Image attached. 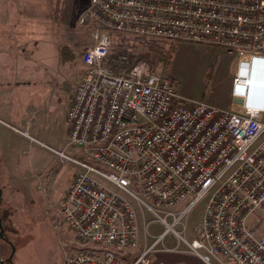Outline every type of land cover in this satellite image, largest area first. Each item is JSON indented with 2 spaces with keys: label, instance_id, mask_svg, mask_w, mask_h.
I'll use <instances>...</instances> for the list:
<instances>
[{
  "label": "built area",
  "instance_id": "2783aa9c",
  "mask_svg": "<svg viewBox=\"0 0 264 264\" xmlns=\"http://www.w3.org/2000/svg\"><path fill=\"white\" fill-rule=\"evenodd\" d=\"M85 2L77 23L90 28L92 44L67 111V141L107 170L61 153L81 167L61 202L78 245L66 264H125L148 237L134 264L160 250L207 264H264V0ZM114 33L233 53L231 107L185 100L179 79L147 61L126 76L113 72ZM154 224L162 229L151 236Z\"/></svg>",
  "mask_w": 264,
  "mask_h": 264
},
{
  "label": "rangeland",
  "instance_id": "374dc122",
  "mask_svg": "<svg viewBox=\"0 0 264 264\" xmlns=\"http://www.w3.org/2000/svg\"><path fill=\"white\" fill-rule=\"evenodd\" d=\"M59 1L63 0H54L55 3ZM75 1L77 3L75 9L72 5L73 0L64 3L59 23L52 21L48 27H45L44 34H38L39 38L45 35L48 39L52 38L58 42L61 37L60 31L63 35L66 30L65 24H70V27L74 29L83 27L88 30L90 41L84 46L85 49L92 44L90 28L76 23L86 2L85 0ZM112 40L110 63L119 64L116 61L117 56L124 53L128 60L131 57L140 58L149 62L155 71L176 76L180 82V95L185 100L203 101L222 109L231 107L232 80L236 64V56L233 53L215 45L139 38L121 33H114ZM54 76L53 88L58 87L60 107L65 109L66 101L69 100L73 91V73L57 71ZM53 105L57 116L60 117L65 110H59L55 104ZM48 109L45 111L52 110V106H48ZM42 115L43 113H40V116L35 117L33 121L38 123ZM66 124L58 120L53 124L47 123L41 126L42 132L35 136L37 142L31 139L30 135H35L33 131L23 134L14 130V136L19 137L18 140L24 142L29 151L25 156L27 157L25 165L28 168L25 173L28 175L24 173L23 177L15 176V170L13 171L12 167L9 168L11 174L5 178L9 184L8 187L5 186V179L2 176L5 172L0 169V187L4 191L10 189L6 193L3 192L4 208L10 209L8 223L13 221L11 222L13 229L11 228L5 234L16 249L14 254L11 245L3 241L0 236V264L2 262L4 264H66L67 259L78 249L76 234L61 213V202L71 177L81 170V167L66 156L99 169H107L86 154L83 148L68 145L69 128ZM137 208L141 213L140 208L138 206ZM204 209L205 201L192 211L188 221L190 231L203 218ZM146 221H149L147 216ZM143 224L144 221L141 219L144 233ZM161 229L160 225L154 224L149 234L151 236L159 234ZM144 241L140 242L137 251L126 256L125 264H134L140 260L146 249L145 242L149 244L152 242L150 237ZM150 258L151 255L148 256V260ZM213 264H216L215 259Z\"/></svg>",
  "mask_w": 264,
  "mask_h": 264
},
{
  "label": "crops",
  "instance_id": "0c3cea01",
  "mask_svg": "<svg viewBox=\"0 0 264 264\" xmlns=\"http://www.w3.org/2000/svg\"><path fill=\"white\" fill-rule=\"evenodd\" d=\"M66 2L70 0L59 3L54 0H0V169L5 172L2 173L3 179L11 174V167L15 176L28 175L25 173L28 170L25 156L29 151L24 142L14 136V130L23 134L33 131L35 135H30L31 139L37 142L35 136L42 132L41 126L58 120L62 124L67 123L66 115L74 88L85 72L82 56L90 34L86 28L74 29L65 24L63 35L59 29L61 37L58 42L45 35L42 38L38 36L45 33V27L52 21L59 23ZM72 5L75 9V0ZM57 71L73 73L74 77L72 95L66 101L65 109L60 107L58 87L53 88ZM235 72L236 64L233 76ZM53 104L59 110H65L61 118ZM48 106H52V110L46 112ZM40 113L43 115L39 122H34ZM80 171L71 177L63 196ZM4 182L5 186L9 185L7 179ZM8 190L3 191L6 193ZM150 255L149 264H207L191 253L160 250ZM215 263L221 264V261L215 259Z\"/></svg>",
  "mask_w": 264,
  "mask_h": 264
},
{
  "label": "trees",
  "instance_id": "16d2710c",
  "mask_svg": "<svg viewBox=\"0 0 264 264\" xmlns=\"http://www.w3.org/2000/svg\"><path fill=\"white\" fill-rule=\"evenodd\" d=\"M140 60H141L140 58L131 57L128 60V62L123 64V65L114 64L113 62H111L110 68L112 69L113 72L126 76L129 73V71L132 69V67L135 65V63H137ZM3 192H4L3 189L0 187V231H1V229H3V237H2L3 239L2 240L11 245L12 252H13V244L7 238V235L5 234L6 232L11 230L12 224H13L11 222H13V221L11 220V222L8 223L11 213H10L9 208H4L5 201H4V197H3ZM14 254H15V252H14Z\"/></svg>",
  "mask_w": 264,
  "mask_h": 264
},
{
  "label": "water",
  "instance_id": "95a60500",
  "mask_svg": "<svg viewBox=\"0 0 264 264\" xmlns=\"http://www.w3.org/2000/svg\"><path fill=\"white\" fill-rule=\"evenodd\" d=\"M236 103H242V100L241 99H236ZM0 236L3 237V229H1ZM13 252H15V248L14 247H13ZM1 264H4V262H2Z\"/></svg>",
  "mask_w": 264,
  "mask_h": 264
}]
</instances>
